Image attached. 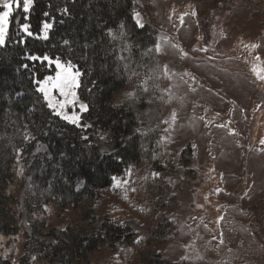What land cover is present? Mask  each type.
Returning a JSON list of instances; mask_svg holds the SVG:
<instances>
[{"label": "trees", "instance_id": "trees-1", "mask_svg": "<svg viewBox=\"0 0 264 264\" xmlns=\"http://www.w3.org/2000/svg\"><path fill=\"white\" fill-rule=\"evenodd\" d=\"M135 6L134 0H34L28 13L12 14L5 44L0 45V131L5 134L0 137V233L19 231L18 202L6 194L19 162L34 185L33 200L48 193V201L55 197L63 208L73 209L100 200L114 187L111 177L124 176L131 168L132 185L150 216L145 225L118 218L113 224L110 216L108 221L96 220L90 229L68 224L55 237L58 264H186L169 260L160 250L177 231L168 211L180 204L167 178L175 145L162 139L169 80L165 55L155 47L156 27L139 28ZM45 22L53 25L46 39ZM21 24H29L33 35L19 32ZM30 55L79 66L84 73L79 97L91 109L81 122L90 128L72 125L47 108L34 81L53 75L55 68L30 60ZM29 133L34 139H25ZM105 133L107 139L101 140ZM41 145L45 149L36 153ZM104 146L111 152L104 153ZM114 151L119 155H112ZM78 181L85 182L82 191L76 190ZM123 243L132 247L123 262L109 256L106 262L92 260L105 249L116 253ZM28 257H21L23 264Z\"/></svg>", "mask_w": 264, "mask_h": 264}, {"label": "rangeland", "instance_id": "rangeland-1", "mask_svg": "<svg viewBox=\"0 0 264 264\" xmlns=\"http://www.w3.org/2000/svg\"><path fill=\"white\" fill-rule=\"evenodd\" d=\"M134 1L136 13L140 14L137 17L135 13L136 21L156 27L159 51L165 55L169 109L162 137L175 145L173 167H169L167 178L169 183L182 180L189 185L187 194L181 195V208L168 211L169 217L179 222L180 231L160 250L166 257H184L189 264L190 261L206 264L203 257L213 255L216 250L208 244L215 232L213 229L205 231L201 221L216 204L211 205L202 197L210 185L208 177L214 181L212 184L222 180L217 165L223 155L220 151L224 138L233 137L236 143L234 149L226 150L225 156L237 158L240 165L245 163L246 167L256 168L258 174H263L264 182V81L253 73L254 66L258 70L264 68V0ZM0 10H3L2 0ZM18 10L23 11L22 6L14 8L13 13ZM19 21L17 17L16 24ZM10 22L11 17L9 25ZM17 30L28 35L21 25ZM205 48L207 51H201ZM53 96L62 99L59 93ZM67 111L70 114L72 109ZM173 112L175 121L171 119ZM0 137L5 138L3 131ZM44 149L41 145L36 153ZM102 151L111 152L107 146ZM133 176L131 172L130 177H119L131 181L125 186L129 188L127 199L125 187L114 186L104 191L96 202L87 201L76 209L63 208L55 197L48 201V193L33 200L34 185L19 162L16 177L6 192L18 202L19 231L10 235L0 233V264H23L21 257L25 254L29 256L27 264H58L53 253L55 237L68 224L90 229L96 220L108 221V216L120 221L130 220L133 224H147L150 216L143 211L140 196L130 190L135 188ZM243 180H247V176L240 178L241 183ZM84 187L85 182L78 181L76 190L82 191ZM253 210L256 235L264 247V202ZM135 228L142 232L138 226ZM200 242L203 251H199ZM131 251L132 247L123 243L114 254L105 249L104 253L91 257L94 262H106L108 256L123 262L125 253L129 256ZM196 254L201 256L194 258Z\"/></svg>", "mask_w": 264, "mask_h": 264}, {"label": "crops", "instance_id": "crops-1", "mask_svg": "<svg viewBox=\"0 0 264 264\" xmlns=\"http://www.w3.org/2000/svg\"><path fill=\"white\" fill-rule=\"evenodd\" d=\"M235 146L233 137L224 138L220 151V155L221 152L223 155H219L217 165L218 176L220 175L222 180L218 184H212L214 181L208 177L210 185L203 191V201L216 204L213 210L209 209L205 220L201 221V226L205 231L212 232L211 229H213L215 232L212 233V241L208 244L213 245L216 250L213 255L203 257L206 264H264V247L256 235V213L253 210L256 205L264 202L263 174H258V170L256 171L254 167H246L245 163L240 165L235 157H226L224 154L226 150L234 149ZM210 169L214 170L212 167ZM242 176H247V180L241 183ZM170 184L179 198L180 204L177 208H181V195L187 194L189 185L182 180L175 181V185L170 180ZM218 189L220 191H217ZM175 223L177 231L169 243L180 231L179 222L176 220ZM219 236L221 240H218ZM205 244L203 242V245ZM200 245L199 251H203L201 242ZM196 256L201 255L196 254L193 257L197 258ZM167 258L173 262L185 261L189 264L184 257L173 259L168 256ZM190 264L195 263L190 261Z\"/></svg>", "mask_w": 264, "mask_h": 264}, {"label": "snow or ice", "instance_id": "snow-or-ice-1", "mask_svg": "<svg viewBox=\"0 0 264 264\" xmlns=\"http://www.w3.org/2000/svg\"><path fill=\"white\" fill-rule=\"evenodd\" d=\"M34 3V0H2L3 10H0V45L5 44L7 32H8V25L10 21V17L13 14L14 8H19L22 6L23 11L27 13L30 9V6ZM65 14H67L68 9H64ZM47 15V13L45 14ZM139 13H136V16L139 17ZM187 15V14H185ZM181 23H183V17H181ZM52 24L45 22L43 24V38H47L48 30L52 28ZM137 26L141 29L145 27L143 23H140L139 20H137ZM21 29L26 32L29 36H32L33 33L29 30L30 25L29 24H21ZM108 34H112V29H109ZM67 44L68 42L65 41ZM156 50L159 51L161 46L157 44ZM247 47V46H246ZM253 48H258V45H252ZM201 51H207V49H201ZM186 55V54H185ZM30 60L33 61H41V63L47 62L49 67L55 68V75H47L44 76L43 79H37L34 82L38 85L36 88V92L39 94H42L44 102H46L47 108L51 110V112L57 116L62 118L64 121L75 125L77 127L87 129L90 128L91 124H86L81 122V116L84 113L91 112V109L89 107V103H84L80 100L79 96L77 95V89L81 87V76L84 75L79 70L78 65H73L72 62L69 61H63L60 58L52 59L48 57L47 55L40 57V56H29ZM257 60L260 59L259 56L256 57ZM25 69L28 68V65H23ZM167 71V66H165V72ZM253 73L256 75L257 79L264 81V68L257 69L255 66L253 67ZM93 86L95 87L96 82L93 81ZM88 91L91 93L93 89H88ZM145 91L147 89L145 88ZM53 93H59V96L62 99H55L53 96ZM134 93H124L125 97L132 96ZM112 107H119L117 104H113ZM71 108L72 111L69 114L67 109ZM176 114L173 112L171 114L172 121H175ZM165 123H168V121H165ZM224 126V125H221ZM137 132H140L141 129H136ZM167 131V129H165ZM34 139V137H31V134L29 133L27 136H25V139ZM82 139H87V137H83ZM101 140L107 139V133L100 136ZM130 139V138H129ZM162 139H167V137H162ZM264 143V141H262ZM195 147V146H193ZM105 152L107 149L104 150ZM112 155H119L117 152H113ZM126 176H131V168H128L125 170ZM153 175H159V173H153ZM112 182L114 183V186L116 188H121L125 186H129L131 181L128 179L119 178L117 176L111 177ZM129 188L125 187V199L128 198L127 191ZM132 192H135V188H130ZM217 191H220L219 189ZM222 219V217H221ZM110 223H115V218H113ZM123 222H121L120 227H123ZM35 259V257H33Z\"/></svg>", "mask_w": 264, "mask_h": 264}]
</instances>
